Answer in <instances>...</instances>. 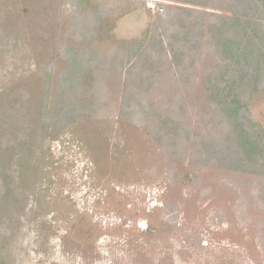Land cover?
Returning <instances> with one entry per match:
<instances>
[{
    "label": "rangeland",
    "instance_id": "obj_1",
    "mask_svg": "<svg viewBox=\"0 0 264 264\" xmlns=\"http://www.w3.org/2000/svg\"><path fill=\"white\" fill-rule=\"evenodd\" d=\"M0 264H264V0H0Z\"/></svg>",
    "mask_w": 264,
    "mask_h": 264
},
{
    "label": "trees",
    "instance_id": "obj_2",
    "mask_svg": "<svg viewBox=\"0 0 264 264\" xmlns=\"http://www.w3.org/2000/svg\"><path fill=\"white\" fill-rule=\"evenodd\" d=\"M220 18L221 19L224 18L223 21L226 20V24L227 23L229 24V21H228L230 19L229 17L227 18V17H224V16H220ZM233 20L240 21V19H233ZM232 24H234V23H232ZM222 25H223V23L221 25H219V26H216V28H214L213 30H216L218 32V34H219V38H218V39H220L218 41L219 47H221L222 49H224V51L226 52V51H228L229 46L232 45V42L234 41V39L227 38L223 34L224 31L222 30V27H221ZM238 45L239 46H238V49L235 52V55L242 48L240 46L241 44H238ZM235 47H236V45H234V48ZM233 54H234V50H233ZM208 80H209L208 81L209 84H211L210 85V88L208 90H210V92L212 94H214L215 96L220 97V92L222 91V86H223V83L225 82V81L223 82L222 76H214V77L211 76V77H209ZM234 103H236L239 106L237 109L234 108V106H233ZM239 103H240V100L237 99V100L232 101V102L228 103L227 105H225L226 104V101L222 100L221 103L218 102V104H219L218 106L220 107V105H222L221 107L225 108L223 111H225V113H226L227 116L232 117V114H233V116L235 115L234 117L237 118L238 117V113H240V110H242V107L239 105ZM235 109L237 111V114L235 113ZM235 127H236V125H235ZM246 133L247 132H246V129H245L243 123H241L239 121L237 131L235 132L236 137H234L235 138L234 140L237 141V144H239L240 147L243 148L244 152L249 151L251 149H252V151L256 152V149L257 148H255V146H258V145L255 144L256 142L254 140H252V139L250 140V138L248 137V135Z\"/></svg>",
    "mask_w": 264,
    "mask_h": 264
}]
</instances>
